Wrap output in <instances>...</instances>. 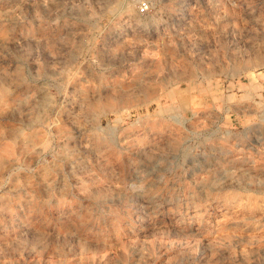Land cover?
I'll return each mask as SVG.
<instances>
[{"label":"clouds","instance_id":"clouds-1","mask_svg":"<svg viewBox=\"0 0 264 264\" xmlns=\"http://www.w3.org/2000/svg\"><path fill=\"white\" fill-rule=\"evenodd\" d=\"M0 264H264V0H0Z\"/></svg>","mask_w":264,"mask_h":264},{"label":"rangeland","instance_id":"rangeland-1","mask_svg":"<svg viewBox=\"0 0 264 264\" xmlns=\"http://www.w3.org/2000/svg\"><path fill=\"white\" fill-rule=\"evenodd\" d=\"M191 2V0H189V3ZM180 3H181V5H183L184 4V0H180Z\"/></svg>","mask_w":264,"mask_h":264}]
</instances>
